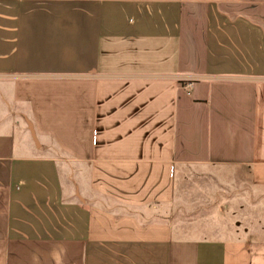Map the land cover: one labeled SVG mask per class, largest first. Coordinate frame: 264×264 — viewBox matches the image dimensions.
I'll list each match as a JSON object with an SVG mask.
<instances>
[{
  "label": "crops",
  "instance_id": "1",
  "mask_svg": "<svg viewBox=\"0 0 264 264\" xmlns=\"http://www.w3.org/2000/svg\"><path fill=\"white\" fill-rule=\"evenodd\" d=\"M213 168L264 191V0H0V264H264L176 233Z\"/></svg>",
  "mask_w": 264,
  "mask_h": 264
},
{
  "label": "rangeland",
  "instance_id": "2",
  "mask_svg": "<svg viewBox=\"0 0 264 264\" xmlns=\"http://www.w3.org/2000/svg\"><path fill=\"white\" fill-rule=\"evenodd\" d=\"M210 171L199 175L186 170L184 182L180 180L173 214L176 233L184 238L222 240L239 234L257 239L261 234L252 228L264 232V191L239 189L223 168Z\"/></svg>",
  "mask_w": 264,
  "mask_h": 264
}]
</instances>
